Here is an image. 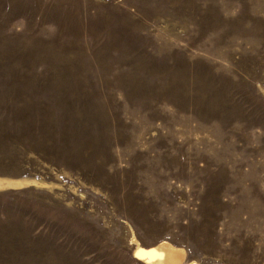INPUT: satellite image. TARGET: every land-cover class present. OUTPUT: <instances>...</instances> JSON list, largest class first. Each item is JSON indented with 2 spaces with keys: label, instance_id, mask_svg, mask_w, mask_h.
Here are the masks:
<instances>
[{
  "label": "rangeland",
  "instance_id": "rangeland-1",
  "mask_svg": "<svg viewBox=\"0 0 264 264\" xmlns=\"http://www.w3.org/2000/svg\"><path fill=\"white\" fill-rule=\"evenodd\" d=\"M0 264H264V0H0Z\"/></svg>",
  "mask_w": 264,
  "mask_h": 264
},
{
  "label": "bare ground",
  "instance_id": "bare-ground-1",
  "mask_svg": "<svg viewBox=\"0 0 264 264\" xmlns=\"http://www.w3.org/2000/svg\"><path fill=\"white\" fill-rule=\"evenodd\" d=\"M48 184L35 179H12L0 177V191L21 190L28 187L46 188ZM131 231L132 257L141 264H199L187 260V253L183 248L176 247L169 242L162 241L150 248H143Z\"/></svg>",
  "mask_w": 264,
  "mask_h": 264
}]
</instances>
